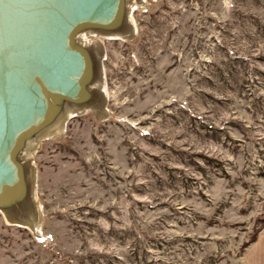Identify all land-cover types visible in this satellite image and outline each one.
I'll use <instances>...</instances> for the list:
<instances>
[{"label": "rangeland", "instance_id": "374dc122", "mask_svg": "<svg viewBox=\"0 0 264 264\" xmlns=\"http://www.w3.org/2000/svg\"><path fill=\"white\" fill-rule=\"evenodd\" d=\"M132 15L131 38H103L101 110L33 157L39 228L0 211V264H252L264 0H147Z\"/></svg>", "mask_w": 264, "mask_h": 264}, {"label": "water", "instance_id": "95a60500", "mask_svg": "<svg viewBox=\"0 0 264 264\" xmlns=\"http://www.w3.org/2000/svg\"><path fill=\"white\" fill-rule=\"evenodd\" d=\"M135 1L0 0V211L10 223L39 228L33 167L39 149L29 163L22 160L28 142L56 123L68 104L97 100L94 111L101 110L106 49L95 57L79 34L122 31ZM132 22L127 38L135 32ZM96 78L99 95L90 87Z\"/></svg>", "mask_w": 264, "mask_h": 264}, {"label": "bare ground", "instance_id": "6f19581e", "mask_svg": "<svg viewBox=\"0 0 264 264\" xmlns=\"http://www.w3.org/2000/svg\"><path fill=\"white\" fill-rule=\"evenodd\" d=\"M147 0H139V1H135L134 5H141L145 6L146 5ZM131 8V4L129 3V12H128V17L129 19L127 20V26L124 27L122 29V31H116V32H111V33H99V32H94V31H90V30H85L82 33L79 34V41H81L82 43L86 44L89 48H91L94 53H95V57H97L103 47L104 43H103V38H127L125 36V34H128L131 31V26L130 23L133 21V7ZM135 8V7H134ZM133 23V22H132ZM91 35H96L98 38L92 39ZM125 36V37H124ZM129 36V34H128ZM91 89L97 93V95H99L100 93V88L101 85L99 83V78L95 79V81L91 84ZM99 102L96 100L95 102H90L86 105H82L81 107H75V106H71V105H66L65 110L62 114V116L56 121V123H54L53 125H51L49 128H47L43 133H41L38 137H35L34 139L30 140L28 142L27 147L25 148V150L21 153V158L24 161H27L29 163V159L33 156V154L35 153V151H37L42 143L43 140L48 139V138H52V137H60L64 134L65 132V128L67 126V123L69 122V120L71 119V117H73L74 115H79L80 113L86 112V111H90V110H96L97 108H95L96 104H98ZM31 177V175H30ZM32 186V184H31ZM34 195L32 194L31 197L29 198V202L31 204V202L34 200Z\"/></svg>", "mask_w": 264, "mask_h": 264}, {"label": "crops", "instance_id": "0c3cea01", "mask_svg": "<svg viewBox=\"0 0 264 264\" xmlns=\"http://www.w3.org/2000/svg\"><path fill=\"white\" fill-rule=\"evenodd\" d=\"M251 248H249V252H248V254L250 253L249 260H251L252 264H260L258 262V259L254 255V250H255V253L257 254H262V253L264 254V235L263 237L260 236L253 243V246Z\"/></svg>", "mask_w": 264, "mask_h": 264}, {"label": "trees", "instance_id": "16d2710c", "mask_svg": "<svg viewBox=\"0 0 264 264\" xmlns=\"http://www.w3.org/2000/svg\"><path fill=\"white\" fill-rule=\"evenodd\" d=\"M256 238H257V236L253 237V238L250 240L249 244H251L252 242H254V241L256 240ZM249 244H248V245H249Z\"/></svg>", "mask_w": 264, "mask_h": 264}]
</instances>
